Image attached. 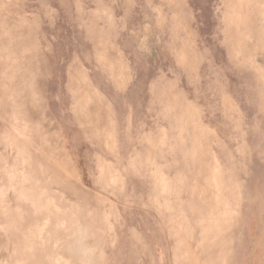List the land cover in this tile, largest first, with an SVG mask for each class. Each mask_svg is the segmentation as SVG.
<instances>
[{"label":"rangeland","instance_id":"obj_1","mask_svg":"<svg viewBox=\"0 0 264 264\" xmlns=\"http://www.w3.org/2000/svg\"><path fill=\"white\" fill-rule=\"evenodd\" d=\"M220 1L0 0V264H180L181 258L184 261L190 256L198 258L199 264H260L261 255L256 248L260 241L264 264V190L258 200H253L258 191L254 189L259 188L256 182L264 180V136L258 138V145H254L252 137L247 138L248 145L241 144V137H224L229 154L214 152L213 159L220 165L229 163L224 172L226 182H230L226 186L230 221L228 227H219L225 231H214L212 235L203 230L205 240L199 243L203 247L195 252L173 247L163 223L169 217L164 215L160 220L148 207V193L141 195L144 183L139 173L145 169L141 162L140 127L146 133H156L158 125L166 127L169 123L158 115V106L153 104L157 101L156 89L150 92L152 111L146 112V106H139L135 100L138 114L134 117L139 125L133 131L128 151L123 153L96 146V138L91 136L95 130L83 129L72 110L89 101L85 96L95 97L91 92H100L99 84H111L97 60L100 52H105L108 61V53L116 56L118 51L123 55L118 58L119 64L126 66L140 98L144 99L148 84L155 82L157 86L159 80L162 84L169 81L173 89L183 90V97L192 98L194 85L176 73L168 46L173 44L174 34L180 32L184 36L186 28L197 33L199 45L204 44L207 6L213 5L214 14L218 12L219 16ZM69 66H75L82 76L86 94L81 97L72 95L66 87ZM170 121L177 125L173 116ZM246 123L254 125L250 120ZM166 138L162 162L167 165L164 172L173 174L176 158L172 149L179 138ZM65 140L75 150L69 153L75 163V178L71 177L69 186L62 183L49 153L54 149L60 159L62 147L66 151L69 148ZM77 182L89 189L84 190ZM187 186L181 185L184 194ZM169 187L174 192L175 186ZM238 194L250 197L238 201ZM47 197L55 202L48 212L43 209ZM41 218L46 226L40 223ZM38 223L43 225L41 234ZM76 235L87 244L84 253L77 248ZM64 240L74 242L70 247L76 245L79 250H69ZM184 242L188 244L187 240ZM51 253H57V258ZM47 255L60 261L48 259Z\"/></svg>","mask_w":264,"mask_h":264},{"label":"crops","instance_id":"obj_2","mask_svg":"<svg viewBox=\"0 0 264 264\" xmlns=\"http://www.w3.org/2000/svg\"><path fill=\"white\" fill-rule=\"evenodd\" d=\"M207 9L209 11L205 17L207 30L204 44L199 45L197 36L195 37L197 33L194 34L192 29L186 28L182 29L185 32L184 36L180 32L179 35L178 32L175 33L173 44L168 46L176 73L183 74L187 82L190 81L194 85L192 98L183 97L182 89H173L169 81H163L162 84L161 80L157 86L155 82L150 86L148 84L144 99L140 98L139 90L132 87L131 76L126 66H123V62L119 64L123 55L116 50V56L106 54L110 56L109 61L105 57V52L97 54L99 65L104 69L111 84L106 87L99 84L100 92H97L98 94L95 91L91 92V95L94 94L96 97L87 95L85 99L89 101L84 105L80 104L81 108L72 107L81 127L95 130L96 133L91 134L96 138L93 141L95 145H103L110 152L112 150L119 154L128 151L133 131L139 125L135 123L134 117L138 114L135 100L137 99L139 106L141 104L146 106V112L151 111L150 92L156 89L157 101L153 104L158 106V115L169 123L167 122L166 127L158 125L156 133L150 130L146 133L143 127L140 128L142 168L147 169V172L143 170L140 174L147 178L149 185L147 191L141 192V195L148 193V207L153 205L155 199L151 187V174L155 170L159 171L165 179L161 192V218L164 215L169 217L163 222L166 227V238L172 239L173 247L178 249L202 248L203 245L199 243L205 240L202 236L204 231L213 235L214 231H223L219 227L229 226L231 208L229 189L226 186L230 182H226L224 172L229 168V163L225 161L220 165L213 159L214 152L223 154L230 152L223 138L241 137V144L248 145L247 138L252 137L254 145H258V138L264 136V0H221L220 16L214 14L213 5L207 6ZM174 19L177 20V17ZM190 22L187 21L188 24ZM175 24L178 25V22ZM217 24L218 28H215ZM66 70L67 89L74 96L85 95L86 89L83 88L80 72L75 66H69ZM83 111L86 113L85 116L82 115ZM172 116L177 125L170 121ZM247 120L253 121L254 125L247 126ZM63 135L66 136L65 133ZM167 136L179 138L172 149L176 158L172 165L175 170L173 174L164 172L167 165L162 162ZM64 144L69 146L67 149L69 153H74L70 142L65 140ZM182 184L188 185L184 187L187 194L182 192ZM219 184L221 186L218 188ZM262 184H264L262 178L255 184L259 185V188L254 189L255 192L258 190L254 201L262 195L264 190ZM170 185L175 186L173 192L175 197L171 196ZM181 194L185 195L183 200ZM243 195L238 194L236 200H248L250 197ZM149 209L156 214L153 208ZM214 217L216 219H213ZM204 224H207L205 228ZM185 240L188 241L187 245L183 244ZM262 246L263 243L260 241L256 247L261 255L260 264L263 257ZM184 259L187 260L183 261L181 258L180 264L194 262L191 256Z\"/></svg>","mask_w":264,"mask_h":264},{"label":"bare ground","instance_id":"obj_3","mask_svg":"<svg viewBox=\"0 0 264 264\" xmlns=\"http://www.w3.org/2000/svg\"><path fill=\"white\" fill-rule=\"evenodd\" d=\"M212 4V3H211ZM210 5V4H209ZM212 7V6H211ZM222 7V6H221ZM214 8V7H213ZM235 10H236V8H235ZM218 12H217V15L216 16H218ZM232 15V14H231ZM215 16V17H216ZM220 16V15H219ZM218 19H220V18H218ZM231 19V18H230ZM212 20V19H211ZM221 21V20H220ZM230 21V20H229ZM218 22V21H217ZM236 25V24H235ZM234 25V26H235ZM233 26V25H232ZM226 27V26H225ZM217 28H218V24H217ZM239 28V27H238ZM236 30V29H235ZM189 31V30H188ZM239 31V30H238ZM238 31H237V33H238ZM222 34V33H221ZM211 35V34H210ZM240 39H241V37H240ZM222 45V44H221ZM210 63V62H209ZM250 63V62H249ZM246 64H247V62H246ZM252 64H254V63H252ZM115 65V64H114ZM244 67V66H243ZM215 68V67H214ZM255 68V67H254ZM258 69V68H257ZM214 70V69H213ZM216 73V72H215ZM214 73V74H215ZM211 74V73H210ZM217 74V73H216ZM250 74V73H249ZM212 75V74H211ZM260 83V82H259ZM258 83V84H259ZM149 86H150V84H149ZM262 90V89H261ZM262 94V93H261ZM260 96V95H259ZM96 97V96H95ZM263 97V96H262ZM225 99V98H224ZM95 100V99H94ZM259 101V100H258ZM262 106V105H261ZM155 107V106H154ZM164 107V106H163ZM259 107V106H258ZM151 108V107H150ZM219 109H220V107H219ZM263 110V109H262ZM152 111V110H151ZM159 111V110H158ZM261 112V111H260ZM263 112V111H262ZM143 114V113H142ZM49 119V118H48ZM258 119V118H257ZM139 122H141V121H139ZM133 127V126H132ZM141 128V127H140ZM163 129V128H162ZM132 133V132H131ZM109 135V134H108ZM176 135V134H175ZM106 139H107V137H106ZM160 139V138H159ZM224 139V138H223ZM105 140V139H104ZM108 140V139H107ZM111 140V139H110ZM110 142V141H109ZM106 143H108V141L106 142ZM146 143V142H145ZM162 143V142H161ZM60 144V143H59ZM163 145V144H162ZM51 148H53V147H51ZM42 149V148H41ZM46 150H47V148H46ZM48 152V151H47ZM52 156H53V161L56 163L55 165V167L57 168V170H58V172H59V175H61V178H62V183L64 184V185H67V186H69V181H71L70 179H71V177H74L75 178V170H74V168H75V163H74V161H73V159L71 158V156H70V154H69V152L68 151H66L65 150V148H63L62 147V155H61V157H60V159H58L57 158V156H56V154L57 153H55V150L54 149H51V152H49ZM48 153V154H49ZM42 155V154H41ZM49 156V155H48ZM45 157V156H44ZM47 159V158H46ZM155 159V158H154ZM200 162V161H199ZM51 163V162H50ZM131 163V162H130ZM160 163V162H159ZM99 165V164H98ZM141 165V164H140ZM53 167H54V165H52ZM95 167V166H94ZM140 169V168H139ZM138 169V170H139ZM157 169V168H156ZM13 171V170H12ZM106 171V170H105ZM109 171V170H108ZM151 171V170H150ZM93 172V171H92ZM113 172V171H112ZM145 172H146V169H145ZM110 173V172H109ZM143 173V172H142ZM95 174V173H94ZM139 175H140V173H139ZM148 175V174H147ZM218 175H219V172H218ZM163 175L161 174V173H159V171L157 172L156 170L155 171H153V173L151 174V179H152V184H151V187H152V189H153V195H154V199H155V201H154V203H153V205H151V206H149V208H153V209H155L157 212H156V214H157V216L159 217V218H161L162 217V211L160 210V205H161V192L163 191V187H164V184H163V181L165 180L163 177H162ZM132 177H134V178H137V177H135L134 175H132ZM79 179H80V181H81V177L79 176ZM137 179H140V178H137ZM141 179L143 180V183H144V187L142 188V190L144 191L145 189H147L148 188V184H147V178H143V177H141ZM221 179V178H220ZM49 181H51V180H49ZM221 181V180H220ZM26 182V181H25ZM24 182V183H25ZM78 184H80V187H82L81 185V183L82 182H77ZM94 183V182H93ZM55 185V184H54ZM84 185V184H83ZM28 186V185H27ZM93 186H94V184H93ZM48 187V186H47ZM82 188H84V187H82ZM88 190L89 189V187H87V188H84V190ZM121 190H122V188H121ZM114 191V190H113ZM96 193V192H95ZM173 193V192H172ZM180 195V194H179ZM63 197V196H62ZM98 197V196H97ZM175 197V196H174ZM5 198H6V196H5ZM29 198V197H28ZM50 198H51V196H50ZM53 198V197H52ZM7 199V198H6ZM46 199V198H45ZM232 199V198H231ZM99 200V199H98ZM35 202V201H34ZM36 203V202H35ZM219 203H220V201H219ZM101 204V203H100ZM214 204V203H213ZM213 204H212V208H213ZM21 205V204H20ZM53 205H55V202L53 201V200H51V199H49L48 197H47V199L45 200V202L43 203V209L46 211V212H48V211H50V210H52V206ZM108 205V204H107ZM164 205V204H163ZM222 205V204H221ZM33 206H34V204H33ZM71 206V205H70ZM32 207V206H31ZM55 207H57V206H55ZM165 207V206H164ZM68 208V207H67ZM129 208V207H128ZM60 209V208H59ZM81 209V208H80ZM143 209V208H142ZM68 210V209H67ZM221 210V209H220ZM22 212V211H21ZM106 212V211H105ZM146 212V211H145ZM83 213V212H82ZM179 214V213H178ZM83 215V214H82ZM96 215V214H95ZM94 215V216H95ZM72 216H74V215H72ZM3 217V216H2ZM22 217V216H21ZM82 217V216H81ZM4 218V217H3ZM43 218H45V217H43ZM46 218H48V217H46ZM70 218V217H69ZM130 218V217H129ZM1 219V218H0ZM42 219V218H41ZM83 219H85V218H83ZM127 219V218H126ZM4 220V219H3ZM2 220V221H3ZM20 220V219H19ZM43 220V219H42ZM48 220V219H47ZM64 220V219H63ZM62 220V221H63ZM70 220V219H69ZM68 220V221H69ZM74 220V219H73ZM132 220V219H131ZM206 220V219H205ZM45 220H43L42 222H40V223H44L43 225H45V222H44ZM75 221V220H74ZM73 221V222H74ZM83 221V220H82ZM221 221V220H220ZM19 222V221H18ZM187 222V221H186ZM130 223H132V222H130ZM204 223V222H203ZM2 224V223H1ZM34 225H36L37 224V221H36V224L35 223H33ZM33 224H30L31 226L30 227H32V225ZM39 224V223H38ZM47 224V223H46ZM56 224V223H55ZM62 224V223H61ZM70 224V223H69ZM223 224V223H222ZM26 225V224H25ZM39 225H41V230L39 229V234H41V231L43 230V225L42 224H39ZM71 225V224H70ZM76 225V224H75ZM142 225V224H141ZM28 226V225H27ZM26 226V228H28ZM37 226V225H36ZM36 226H33V228L34 227H36ZM46 226V225H45ZM79 226V225H78ZM81 226V225H80ZM135 226V225H134ZM188 226V225H187ZM220 226V225H219ZM3 227V226H2ZM37 227H39V226H37ZM68 227H69V225H68ZM83 227V226H82ZM85 227V226H84ZM139 227H140V225H139ZM144 227V226H143ZM5 228V227H4ZM129 228V227H128ZM175 228H176V226H175ZM179 228V227H178ZM223 228V227H222ZM29 229H31V228H29ZM81 229V228H80ZM184 229V228H183ZM224 229V228H223ZM19 230V229H18ZM24 230H26V229H24ZM32 230V229H31ZM66 230V229H65ZM75 230V229H74ZM82 230V229H81ZM86 230V229H85ZM135 230V229H134ZM186 230H188V229H186ZM29 231V230H28ZM36 231H37V229H36ZM77 231V230H76ZM91 231V230H90ZM176 231H177V228H176ZM224 231V230H223ZM22 232V231H21ZM25 232V231H24ZM34 233H35V236H38V235H36V232L35 231H33ZM33 232H31L32 233V235H34L33 234ZM38 232V231H37ZM70 232V231H69ZM139 232V231H138ZM19 233V232H18ZM26 233V232H25ZM65 233V232H64ZM77 233H78V231H77ZM46 234H47V232H46ZM83 234V233H82ZM205 234V233H204ZM6 235V234H5ZM70 234H68L67 236H69ZM75 234L73 233V235H72V237L74 236ZM78 236L79 235H81V232L79 233V234H77ZM76 235V236H77ZM186 235V234H185ZM77 236V237H78ZM132 240L133 241H135V239H136V235H135V232L132 230ZM21 237V236H20ZM32 237H34V236H32ZM39 237V236H38ZM63 237V236H62ZM190 237H191V235H190ZM196 237V236H195ZM222 237H223V235H222ZM40 238V237H39ZM5 239V238H4ZM8 239V238H7ZM14 239V238H13ZM31 239V238H30ZM73 239V238H72ZM141 239V238H140ZM193 239V238H192ZM56 240H58L57 238H56ZM55 240V241H56ZM60 240H63V238L61 239L60 238ZM71 240V239H70ZM65 241V246H66V248H69V250H71V251H73L74 252V247L76 246H74L73 248L72 247H70V243H71V241ZM74 240H75V238H74ZM83 239L81 238V237H78L77 238V240L75 241V242H78V247L77 248H81V250L83 251V253H84V250H86V248H87V244H85L83 241H82ZM142 240V239H141ZM9 241V240H8ZM13 241V240H12ZM129 241V240H128ZM176 241V240H175ZM138 242H140V241H138ZM215 242V241H214ZM53 244V246H52V248L54 247V241L52 242ZM73 244H74V242H72ZM71 243V244H72ZM145 243V242H144ZM148 243V242H147ZM165 243V242H164ZM185 243V242H184ZM192 243H194V242H192ZM2 244V243H1ZM12 244V243H11ZM20 244V243H19ZM41 244V243H40ZM42 244H44L43 243V241H42ZM56 244V243H55ZM61 244V243H60ZM75 244H77V243H75ZM131 244V243H130ZM171 244V243H170ZM181 244V243H180ZM7 245V244H6ZM13 245V244H12ZM18 245V244H17ZM20 245H22V244H20ZM39 245V244H38ZM51 245V244H50ZM209 245V244H208ZM3 246V245H2ZM35 246H36V244H35ZM41 246V245H40ZM73 246V245H72ZM96 246V245H95ZM130 246V245H129ZM221 246V245H220ZM12 246H10V248H11ZM32 247V246H31ZM59 247H61L60 245H59ZM75 247V248H76ZM90 247V246H89ZM177 247V246H176ZM180 247V246H179ZM210 247H212V246H210ZM209 247V248H210ZM25 248V247H24ZM76 248V249H77ZM120 248V247H119ZM178 248V247H177ZM207 248V247H206ZM209 248H207V249H209ZM7 249V248H6ZM16 249V248H15ZM56 249V248H55ZM88 249V248H87ZM135 249V248H134ZM139 249V248H138ZM163 249V248H162ZM206 249V250H207ZM220 249V248H219ZM18 250V249H17ZM38 250H39V248H38ZM44 250V249H43ZM66 250V249H65ZM68 250V251H69ZM77 250H79V249H77ZM80 250V251H81ZM153 250V249H152ZM156 250V249H155ZM165 250V249H164ZM16 251V250H15ZM28 251H30V250H28ZM27 251V252H28ZM45 251V250H44ZM55 252H56V250H54ZM71 251H70V253H71ZM87 251V250H86ZM92 251H93V249H92ZM154 251V250H153ZM183 251V250H182ZM195 252L197 251L196 249L194 250ZM211 251V250H210ZM14 252V251H13ZM89 252H91V251H89ZM138 252V251H137ZM136 252V253H137ZM151 252V251H150ZM207 252V251H206ZM39 253H41V252H39ZM47 253V252H46ZM80 253H82V252H80ZM97 253V252H96ZM134 253V252H133ZM152 253V252H151ZM211 253V252H210ZM27 254V253H26ZM48 254V253H47ZM52 255H53V257H56L57 258V256H58V254L56 253L55 255H57V256H55L53 253H51ZM218 254V253H217ZM227 254V253H226ZM30 255H32V254H30ZM52 255H47L48 256V259L49 258H53V257H50V256H52ZM91 255V254H90ZM156 255H157V253H156ZM197 255V254H196ZM202 255V254H201ZM5 256V255H4ZM46 256V257H47ZM60 256V255H59ZM82 256V255H81ZM80 256V257H81ZM83 256H85V255H83ZM92 256H94V255H92ZM119 256V255H118ZM209 256V255H208ZM216 256V255H215ZM27 257V256H26ZM60 257H62V256H60ZM60 257H58V258H60ZM123 257V256H122ZM138 257V256H137ZM146 257V256H145ZM149 257V256H148ZM167 257V256H166ZM196 257V256H195ZM222 257V256H221ZM224 257V256H223ZM222 257V258H223ZM228 257V256H227ZM20 258H21V256H20ZM73 258V257H72ZM119 258V257H118ZM127 258V257H126ZM142 258V257H141ZM155 258H157V257H155ZM213 258V257H212ZM225 258V257H224ZM42 259H45V258H42ZM41 259V260H42ZM53 259H55V258H53ZM147 259V258H146ZM210 259H211V257H210ZM215 259V258H214ZM227 260H228V258H226ZM55 260H59L60 261V259H55ZM62 260H63V257H62ZM64 260H66L65 258H64ZM116 260H118V259H116ZM120 260V259H119ZM185 260H187V259H185ZM216 260V259H215ZM224 260V259H223ZM135 261V260H134ZM50 262V261H49ZM63 262V261H62ZM65 262V261H64ZM89 262V261H88ZM145 262V261H144ZM144 262H143V264H144ZM56 263H57V261H56ZM67 263H68V261H67ZM81 263H82V261H81ZM86 263V262H85ZM84 263V264H85ZM130 263H132V262H130ZM129 263V264H130ZM188 263H189V260H188ZM203 263V262H202ZM216 263V262H215ZM45 264V263H44ZM49 264H51V263H49ZM55 264V263H54ZM59 264V263H58ZM65 264V263H64ZM191 264H199V261L197 260V259H194V262L193 263H191ZM221 264V263H220ZM226 264V263H225Z\"/></svg>","mask_w":264,"mask_h":264}]
</instances>
